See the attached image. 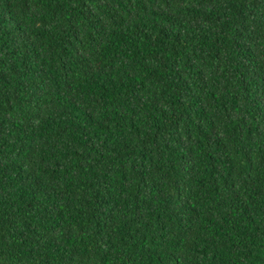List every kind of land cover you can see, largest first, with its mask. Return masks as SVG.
<instances>
[{
  "label": "trees",
  "instance_id": "obj_1",
  "mask_svg": "<svg viewBox=\"0 0 264 264\" xmlns=\"http://www.w3.org/2000/svg\"><path fill=\"white\" fill-rule=\"evenodd\" d=\"M0 264H264V0H0Z\"/></svg>",
  "mask_w": 264,
  "mask_h": 264
}]
</instances>
